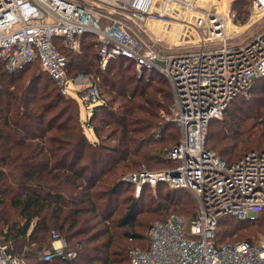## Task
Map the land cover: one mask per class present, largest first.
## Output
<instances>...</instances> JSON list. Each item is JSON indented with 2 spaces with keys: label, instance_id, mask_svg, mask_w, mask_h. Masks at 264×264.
I'll return each instance as SVG.
<instances>
[{
  "label": "trees",
  "instance_id": "16d2710c",
  "mask_svg": "<svg viewBox=\"0 0 264 264\" xmlns=\"http://www.w3.org/2000/svg\"><path fill=\"white\" fill-rule=\"evenodd\" d=\"M248 1L233 2L240 21L247 8L238 7ZM59 47L68 59V76L88 74L98 87L101 103L86 121L93 138L81 122L78 100L62 95L38 61L14 72L0 65V242L26 264H128L130 248L148 247L151 222L144 233L137 231L139 213L162 220L175 214L186 223L198 213L185 188L159 182L165 193L147 194L145 207L149 185L136 197L134 186L123 180L140 165L166 169L175 164L166 157L179 139V128L165 120L171 88L155 72L139 76L125 57L101 69L93 34L82 36L79 52ZM205 147L227 163L264 150V77L254 80L249 97H235L221 118L209 122ZM253 224L264 231V210L250 219L223 216L215 239L253 242L244 232ZM52 231L77 252L75 258L40 260L51 249Z\"/></svg>",
  "mask_w": 264,
  "mask_h": 264
},
{
  "label": "built area",
  "instance_id": "2783aa9c",
  "mask_svg": "<svg viewBox=\"0 0 264 264\" xmlns=\"http://www.w3.org/2000/svg\"><path fill=\"white\" fill-rule=\"evenodd\" d=\"M234 1L0 0V65L8 72L38 61L60 93L70 96L67 85L74 81L59 46L79 52L82 36L90 33L99 43L101 69L125 57L139 76L155 72L170 85L173 118L165 120L179 128V139L166 157L175 164L159 171L141 166L123 180L134 186L136 197L143 186L159 182L185 188L196 199L198 213L188 227L175 214L152 221L145 233L148 247L130 248L128 264H264V238L233 243L215 239L219 218L250 219L264 210V150L227 163L205 147L209 122L222 117L235 97H249L254 80L264 77V28L241 44H227L243 30L234 24ZM250 12L252 24L264 17V0H252ZM173 20L201 31L194 49H168L165 27ZM229 23L240 30L228 31ZM77 93L86 107L101 103L94 82ZM50 237L51 249L40 254L41 261L76 257L59 233L52 231ZM0 264L26 262L0 242Z\"/></svg>",
  "mask_w": 264,
  "mask_h": 264
},
{
  "label": "rangeland",
  "instance_id": "374dc122",
  "mask_svg": "<svg viewBox=\"0 0 264 264\" xmlns=\"http://www.w3.org/2000/svg\"><path fill=\"white\" fill-rule=\"evenodd\" d=\"M249 1L246 4V6L245 5L243 6L240 4L238 7L240 9V11L241 10L243 11V9L247 8V15L245 16V15L241 14V16L244 17V19L242 21H240V15H239L240 12L239 13L237 12L238 16H237V20H235L234 24H237L240 27H243V30L241 31V33L238 37L228 39L227 40L228 45H235L236 43L241 44V43H243V41L247 40L250 37H253L259 30L264 28V17H262L260 20H258L254 24H252L253 15L250 12L252 0H249ZM232 5H233V3H232ZM231 7L233 8V6H231ZM234 10L238 11L237 9H234ZM173 22H175V23H171L165 27V41H166L167 45L170 44V46L168 45L169 46L168 49H170L173 52L183 51V50H187V49H194L196 47L195 42L197 41L198 37L202 35L201 31L194 30L191 24H188V23L184 24V22H181L180 20H173ZM237 29L240 30V28H237ZM167 30L172 31V35H170V33L168 34L166 32ZM80 51H81V49H80ZM72 79L74 81L73 82L74 84L72 85V83L70 82L67 85V87L69 88V95L78 100L79 107H80L79 111H80L81 122L84 125V128H85L87 135L89 136L90 139H92L93 134L91 132V128L86 127V121H87L88 115L92 111L93 105L86 107V105L80 101V99L78 97V93H77V91L83 90L84 88H86V86L88 84H90L91 80H90V77L88 74H83V73H80V74L76 75L75 77H72ZM253 106H256V104H254ZM169 112H170L169 114H166V117H168L169 119H172L173 118V112L170 109H169ZM252 121H253L252 118H249L248 123H252ZM254 122L256 123V120ZM212 151L216 152L215 150H212ZM141 166H143L145 169H147L149 171H159V170L163 169V166H161V165L158 166L157 168H154V169H151V168L149 169L145 165H140V167ZM126 172H128V170ZM156 185H154V186L149 185L148 187H145V189H144L145 195L142 199L143 204L141 206L146 207L145 203L147 202V196H146L147 194L152 195V196L162 197L163 192L165 193V190L162 187H157ZM169 191L172 192L171 189ZM182 195H184V194H182ZM155 220H162V219L151 217V214L149 212L139 213V215L137 217V222H136L138 225L136 226L135 229L139 232L144 233L147 224L149 222H152ZM189 223L185 224L186 227H188ZM244 232H246L248 236L250 235V239H253V240H259L261 238H264V231H261L260 229H258V227H256L254 224H253V226L246 227L244 229ZM235 237H236V235L228 238L229 242L235 241ZM223 241H227V240H223Z\"/></svg>",
  "mask_w": 264,
  "mask_h": 264
},
{
  "label": "bare ground",
  "instance_id": "6f19581e",
  "mask_svg": "<svg viewBox=\"0 0 264 264\" xmlns=\"http://www.w3.org/2000/svg\"><path fill=\"white\" fill-rule=\"evenodd\" d=\"M228 31H236V32H238V29L229 23L228 24Z\"/></svg>",
  "mask_w": 264,
  "mask_h": 264
},
{
  "label": "water",
  "instance_id": "95a60500",
  "mask_svg": "<svg viewBox=\"0 0 264 264\" xmlns=\"http://www.w3.org/2000/svg\"><path fill=\"white\" fill-rule=\"evenodd\" d=\"M171 174H172L173 176H178V171H177V170H173V171H171Z\"/></svg>",
  "mask_w": 264,
  "mask_h": 264
}]
</instances>
